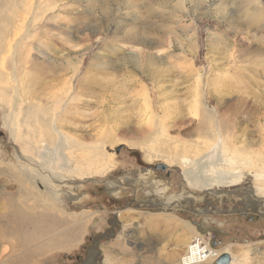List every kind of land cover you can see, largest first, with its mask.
Wrapping results in <instances>:
<instances>
[{
  "label": "rangeland",
  "instance_id": "1",
  "mask_svg": "<svg viewBox=\"0 0 264 264\" xmlns=\"http://www.w3.org/2000/svg\"><path fill=\"white\" fill-rule=\"evenodd\" d=\"M1 18L19 111L14 135L0 107V264H199L197 240L229 264H264V0H0ZM25 102L54 114L59 141L22 125ZM214 136L212 180L193 189L185 171ZM94 150L109 170L68 173L64 157ZM44 159L66 175L54 199L18 182ZM50 210L66 221L34 243L4 232Z\"/></svg>",
  "mask_w": 264,
  "mask_h": 264
},
{
  "label": "bare ground",
  "instance_id": "2",
  "mask_svg": "<svg viewBox=\"0 0 264 264\" xmlns=\"http://www.w3.org/2000/svg\"><path fill=\"white\" fill-rule=\"evenodd\" d=\"M6 20H7V18L5 19V21ZM2 22L4 23L3 19L1 18L0 19V61L1 62L3 60V59L1 60L2 55L3 54L5 55V53L9 50L10 46L11 47H12V45L15 46V43L14 44L12 43V41H14L13 38L10 37L8 39L9 36H12V34L10 35V31L8 30L9 28L5 27V26H8V25H6V24L3 25ZM11 26H12V24H11ZM1 62H0V71H2ZM7 79H8V76H5V75L0 74V99L4 100V98H5L4 96L8 95V96H10V98L13 99V101L12 102H8L7 104H5L4 102H1L2 100H0V107L2 109H4V112L6 114L4 116V118H3L5 125L7 126V128L10 129L11 133L15 135V133L17 131L16 130L17 129V124L15 123L14 116L19 111V104H18L19 101L16 98V94H17L16 93V89L17 88L14 87L13 84H10V83L8 84V81L7 82H4V80L6 81ZM7 98H9V97H7ZM20 100H22V99H20ZM23 101H26V96L24 97V100L21 101V103L24 104ZM48 109H50V108H48ZM20 111L22 112V117H23V120L21 119L22 122H23L22 125L32 126L34 124L33 126H35L37 129H39V127H37V126H41V129L42 130L40 129L41 130L40 135L42 137V141L49 142L51 144V143H54V140L56 138L58 140V137L61 136L60 135V132L58 131L57 126H56V122H55L56 120L54 121V118H53L54 114H51L50 112L41 111L37 106H32L30 104H27V102H25V106L23 108H21ZM207 112H211V111H207ZM211 115H212L211 113L210 114L208 113V115L205 114V116H203V118L205 119V121H203V122L204 123L207 122V121L209 122V120L212 119L211 118ZM38 116H39L40 120L34 119L35 117H38ZM34 122H36V124ZM226 131H227V127H226ZM212 132H214V131H212ZM28 135H30V134H28ZM56 136H58V137H56ZM215 139H216V137H215ZM219 139H222V138H220V136H219ZM213 142H214V144H212V145H209V146L204 145L201 149H197L196 150V154H195L196 156L195 157L197 158V157H200L201 156L200 158H197V160H195L197 167L196 168L193 167V168L185 171V173H186V175H185L186 176V178H185L186 179V183L190 187H192L193 189H205L206 187H203L202 185L207 184L208 181H211L212 180V178H208L206 176V174H203V173L201 174V171H202L201 170V164L204 163V162H206L209 159V157H211L210 154H209V152H208V150L209 151H213L215 148H217V146H220L221 147V145H222V142L220 140H217V142H215V141H213ZM215 145H217V146H215ZM222 146H224V145H222ZM73 147H76V146L73 145ZM79 151H87V150L85 148H83V149L80 148ZM217 151L218 150H216V152ZM237 151H240V150H237ZM234 152H236V151H234ZM234 152H232V154ZM82 155H84V153L81 154L80 157ZM94 155L95 156L93 158H91V157L86 158V157H83L82 156L83 159H79V160L78 159L73 160L74 157L73 158H70L71 160L68 159V157L67 158L64 157V163H63V165H64V167L71 169V171L68 172L69 174L74 173V174H76V175H78L80 177L81 176H90V175L92 176L94 174H96V175L97 174H101L102 175L105 171L109 170L112 167V165L110 164L109 160L104 161L103 158L100 156V153L99 152H96L94 150ZM97 156H99V157H97ZM238 156H239V154H238ZM203 157L205 158V160L201 162V159ZM28 161H31V159H29ZM33 164H34L33 165L34 168L32 169V173L29 172L28 170H25L24 172H22V175L19 174L18 178H20L19 179L20 181H18V182L22 186H24V188L27 187V186H29L32 189H35V190L37 189L36 191L33 190V192L35 193L33 195L36 196V198H40V199L41 198L54 199L56 197L57 190L51 184H53V183L61 184L62 182H64L63 179L66 177V175L65 174H57L58 172L57 173L52 172L49 169V167L47 165L48 162L45 159H44V161L42 163H37V162L35 163V161H34ZM210 164H212V163L210 162ZM205 168L206 167H204V169ZM207 168H209V167H207ZM263 168H264V166H263ZM192 169L194 171H191ZM215 179L221 185V184L227 183L228 182L227 180L229 178L228 177H217L216 176ZM37 187L39 188V190H38ZM38 201H39V199H38ZM171 201H173V198H168V199H166L164 201V203H165V205H167ZM18 206L20 207V205H18ZM47 206H49V205H47ZM49 209H47V210H49ZM53 210H54V208H53ZM50 211H48L47 213H37L36 215H33V216H29V215H26V214L24 215L23 213L18 214L17 216L14 215L13 218H10L12 220L10 222L13 223V221H14L13 224H15V225L13 226V228L5 229L4 232L5 233H9L10 232V234H12L13 232L16 233V237H17V239H19V244L29 245L32 242L34 243V241L40 240L47 233L53 232L54 230L56 232L57 229H60V227L64 225L63 223H65L66 218L60 217L58 214H52V211H51V213H50ZM56 213H58V212H56ZM5 215H7V214H5ZM187 230H188V228H187ZM64 231H65V233H62L61 231H59L58 234H56V236L53 238V240H52V238L49 239V245H48V247H50V249H54V248H56L59 245V243H60V241H59V235L62 237V239L65 238V237L66 238L68 237V230L65 229ZM52 235L53 234H51L50 236H52ZM68 239H69V237H68ZM19 244L17 243L16 244L17 245L16 247L19 248ZM194 248H196L195 249V252L198 255L201 253V251L206 250V251L202 252V254L199 255V256H200V258L206 257L205 259L208 258L207 260H211V261L208 262V264H212L213 261H215V264H216V260L220 257V255H224V254H227L228 253L227 250H223L221 252H211V251H208V247L207 248H201L199 246V244L197 243L194 246H192V244H191V246H189L187 255L188 254L190 255L191 253L193 254V249ZM199 264H200V262H199Z\"/></svg>",
  "mask_w": 264,
  "mask_h": 264
},
{
  "label": "built area",
  "instance_id": "3",
  "mask_svg": "<svg viewBox=\"0 0 264 264\" xmlns=\"http://www.w3.org/2000/svg\"><path fill=\"white\" fill-rule=\"evenodd\" d=\"M197 243L199 244V246L201 248H207V247H209L208 244L205 243L203 240H197V241L193 242L192 246H194ZM204 251H206V250L201 251V253L199 255H201L202 252H204ZM199 255L197 254V262L204 261L205 259L200 258Z\"/></svg>",
  "mask_w": 264,
  "mask_h": 264
},
{
  "label": "water",
  "instance_id": "4",
  "mask_svg": "<svg viewBox=\"0 0 264 264\" xmlns=\"http://www.w3.org/2000/svg\"><path fill=\"white\" fill-rule=\"evenodd\" d=\"M229 262V256L227 254H224L218 258L216 264H229Z\"/></svg>",
  "mask_w": 264,
  "mask_h": 264
}]
</instances>
